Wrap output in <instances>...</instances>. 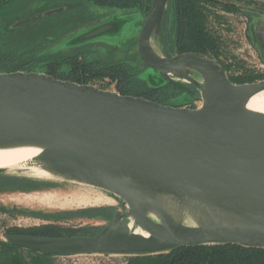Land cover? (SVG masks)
Masks as SVG:
<instances>
[{
	"label": "water",
	"instance_id": "1",
	"mask_svg": "<svg viewBox=\"0 0 264 264\" xmlns=\"http://www.w3.org/2000/svg\"><path fill=\"white\" fill-rule=\"evenodd\" d=\"M145 4L140 60L189 93L187 84L194 85L201 106L162 105L44 73L0 72V149L38 148L32 165L105 190L126 208L96 235H9L11 245L55 256L156 255L203 245L264 250V113L248 108L264 80L235 84L200 53L162 55L171 0H152L150 9ZM67 9L27 18L14 29ZM254 38L264 57V21Z\"/></svg>",
	"mask_w": 264,
	"mask_h": 264
},
{
	"label": "rangeland",
	"instance_id": "2",
	"mask_svg": "<svg viewBox=\"0 0 264 264\" xmlns=\"http://www.w3.org/2000/svg\"><path fill=\"white\" fill-rule=\"evenodd\" d=\"M74 0H12L0 9V21L8 30L17 23L45 13L52 9L67 7L64 12L43 17L32 24V32L45 39L53 40L54 50H68L83 47L92 57L109 58L114 48H119L114 57L124 56L126 50L135 51L138 34L145 18V9H119L100 6L94 2H73ZM236 4L237 11L230 12L219 7L211 9L209 17L213 31L224 42L227 64L239 63L242 67L264 75V57L259 43L254 38V29L264 21V3L261 0H220ZM255 2L252 4L249 2ZM151 4H149L150 6ZM170 43L175 39V12L170 14ZM109 30L93 37L88 35L101 27ZM161 40V38H160ZM131 51V52H132ZM158 51L165 56L161 45ZM232 66L229 77L239 74ZM244 70V69H243ZM242 71V69H241ZM143 78L151 86H167L166 95L161 98L168 106L190 108L191 101L201 106V98L192 99L168 86L167 80L154 70H144ZM104 90L116 91L115 84L102 82ZM246 84V83H245ZM98 87V86H97ZM117 92V91H116ZM174 93V94H173ZM173 94V95H172ZM9 174V173H8ZM9 175H13L12 173ZM16 176L36 181L35 186L22 188H0V241L6 242L7 231L12 228L28 229L54 223L57 218L63 227L76 231L78 235L100 232L109 222L105 219H87L68 214L89 208H114V212H124L126 208L111 193L90 186L58 178L41 179L24 173ZM127 255H70L54 256L53 264H127Z\"/></svg>",
	"mask_w": 264,
	"mask_h": 264
},
{
	"label": "trees",
	"instance_id": "3",
	"mask_svg": "<svg viewBox=\"0 0 264 264\" xmlns=\"http://www.w3.org/2000/svg\"><path fill=\"white\" fill-rule=\"evenodd\" d=\"M12 0H0V9ZM94 2L100 6L119 9H145L146 0H78ZM149 4L152 0H147ZM77 2V1H73ZM257 4L255 2H249ZM260 6L264 7L260 4ZM219 7L236 12V4L224 3L220 0H171L166 23L161 32L163 53L167 57L174 54L200 53L215 59L224 70L234 66L239 74L233 76L234 83H255L264 80V75L256 74L239 63L227 64L223 56L224 42L213 31L209 17L211 9ZM175 12V39L170 43V14ZM32 24L7 30L0 21V72H38L54 78L75 82L81 85H95L106 89L103 81L115 84V90L121 95L145 98L167 105L161 98L166 95L167 86L154 87L142 76L149 69L142 63L137 49L126 50L119 59L114 57L119 48H114L109 58L92 57L83 47L68 50H54L50 44L53 40L45 39L32 32ZM136 45V44H135ZM132 51V52H131ZM242 69V71H241ZM244 69V70H243ZM150 70V69H149ZM168 82V81H167ZM168 86L171 83L168 82ZM36 181L0 173V188H22L35 186ZM114 208H89L68 214L87 219L112 220ZM57 218L54 223L28 229L12 228L9 235H28L43 237H71L96 235L89 233L78 235L76 231L63 227ZM50 255L35 250L13 246L9 241H0V264H53ZM127 264H264V250L245 248L237 245H203L195 247H178L156 255H133Z\"/></svg>",
	"mask_w": 264,
	"mask_h": 264
},
{
	"label": "bare ground",
	"instance_id": "4",
	"mask_svg": "<svg viewBox=\"0 0 264 264\" xmlns=\"http://www.w3.org/2000/svg\"><path fill=\"white\" fill-rule=\"evenodd\" d=\"M248 108L264 113V91L254 96L248 103ZM41 150L32 147H21L13 149H0V169L8 173H24L31 177L50 179L51 174L37 165H32V161L40 154ZM141 233L140 230H137ZM147 236V234H145Z\"/></svg>",
	"mask_w": 264,
	"mask_h": 264
},
{
	"label": "flooded vegetation",
	"instance_id": "5",
	"mask_svg": "<svg viewBox=\"0 0 264 264\" xmlns=\"http://www.w3.org/2000/svg\"><path fill=\"white\" fill-rule=\"evenodd\" d=\"M151 6V5H150ZM150 6H149V9H150ZM163 27H164V25H163ZM163 27H162V29H163ZM162 29H161V32H162ZM175 55H177V54H174V55H172L171 57H174ZM226 71V70H225ZM192 77L194 78V79H196V80H198V81H201V77L197 74V73H195V72H193L192 73ZM230 78V80H231V77H229ZM232 81V80H231ZM233 82V81H232ZM259 82V81H258ZM234 83V82H233ZM256 83V82H255ZM235 84H238V83H235ZM188 86H189V88H190V91H192L193 93H189V92H187L186 90H184V89H182V88H180V87H178V86H176V85H173V84H171V86L175 89V91H174V93H175V97H178L177 96V93L176 92H180V93H182V95L184 94V95H186L187 97H191L192 99H196L197 97H200V92L198 91V89H196V87L194 86V85H192L191 83H189V84H187ZM173 93V94H174ZM172 94V95H173ZM191 101V106H190V108L191 109H194V108H197L196 106H195V103H196V100H190Z\"/></svg>",
	"mask_w": 264,
	"mask_h": 264
},
{
	"label": "crops",
	"instance_id": "6",
	"mask_svg": "<svg viewBox=\"0 0 264 264\" xmlns=\"http://www.w3.org/2000/svg\"><path fill=\"white\" fill-rule=\"evenodd\" d=\"M261 1H263V2H264V0H261ZM261 5H263V6H264V3H261Z\"/></svg>",
	"mask_w": 264,
	"mask_h": 264
},
{
	"label": "built area",
	"instance_id": "7",
	"mask_svg": "<svg viewBox=\"0 0 264 264\" xmlns=\"http://www.w3.org/2000/svg\"><path fill=\"white\" fill-rule=\"evenodd\" d=\"M88 255H92V254H88ZM95 255V254H94Z\"/></svg>",
	"mask_w": 264,
	"mask_h": 264
}]
</instances>
